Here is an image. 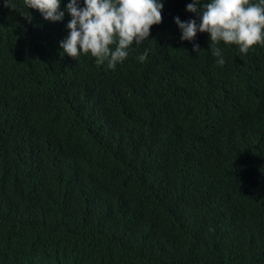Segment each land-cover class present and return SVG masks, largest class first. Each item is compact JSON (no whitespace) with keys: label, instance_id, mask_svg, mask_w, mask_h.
I'll return each instance as SVG.
<instances>
[{"label":"trees","instance_id":"trees-1","mask_svg":"<svg viewBox=\"0 0 264 264\" xmlns=\"http://www.w3.org/2000/svg\"><path fill=\"white\" fill-rule=\"evenodd\" d=\"M191 2L109 68L0 0V264H264V46L218 66Z\"/></svg>","mask_w":264,"mask_h":264},{"label":"clouds","instance_id":"clouds-1","mask_svg":"<svg viewBox=\"0 0 264 264\" xmlns=\"http://www.w3.org/2000/svg\"><path fill=\"white\" fill-rule=\"evenodd\" d=\"M29 9L38 10L45 21H63L65 13L71 19L67 23V36L60 41L64 54L77 59L81 54H90L96 64L107 62L115 68L129 56L134 45H142L149 39L153 25L162 23L163 0H69L61 11V0H24ZM5 6L10 7L8 0ZM186 11L199 17L186 22L179 17L174 22L181 30L182 41L194 42L197 33H208L212 55L217 65L223 66L222 50L214 45L223 42L237 45L247 54L256 45L264 46V0H192ZM31 22V15L25 16ZM193 52L201 51L193 43ZM147 50L138 57L144 62Z\"/></svg>","mask_w":264,"mask_h":264}]
</instances>
